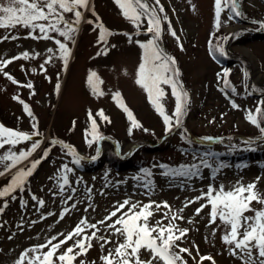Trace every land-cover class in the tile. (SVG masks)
<instances>
[{
  "label": "rangeland",
  "instance_id": "obj_1",
  "mask_svg": "<svg viewBox=\"0 0 264 264\" xmlns=\"http://www.w3.org/2000/svg\"><path fill=\"white\" fill-rule=\"evenodd\" d=\"M146 2L157 8L161 18L167 15L171 29L180 38L177 41L171 35L168 21L161 19L159 43L175 58L174 67L179 69V76L175 78L188 92L182 124L171 132H166L163 118L150 103L148 93L136 83L144 52L136 41L144 43L152 37V33L146 31L147 17H142L141 26L137 28L122 15L115 0H90L94 11L82 10L84 17L75 34V43L55 32L49 33L54 39L33 38L29 35L30 29L21 25L0 28V60L20 57L0 71V116L12 129L30 135L39 133L32 135L29 141L0 148V156H3L9 149L19 153L39 142L31 156L0 176V189L11 183L19 169L27 170L32 161L40 160L22 189L0 197V208L4 209L0 212V264H15L26 249L45 244L53 236L57 237L53 243L58 242L64 238L61 233L72 232L82 219L97 224L99 229L85 228V235L96 231L97 236L108 237L111 243L101 249L104 241L93 238V247L78 257L76 264L80 260L86 264H104L100 257L123 239L107 228L121 213L103 225L98 222L105 220L115 206L125 200L141 204L166 201L170 209L161 207L157 211L154 205L155 214L150 223L162 220L166 225L169 220L163 218L164 213L169 219L178 213L183 219L172 222L189 229L178 243L192 249V256L197 260L201 255H211L216 264H242L238 257L230 255L231 246L221 239L224 225L219 218L209 224L211 206L197 214L196 209L207 201L196 200V197L207 192L209 185L218 188L223 184L229 188L238 181L245 185L256 181L257 189L264 193V140L257 139L261 136L259 128L246 119L247 112H255L264 100V27L260 23L264 22V0H239L243 15L232 19L229 8L224 7L219 27L216 26L215 0H160L163 12L159 11L155 0ZM65 15L70 21L74 20V14ZM100 23L113 33L105 41L99 40L97 25ZM41 35L38 29L34 33L36 37ZM6 36L8 39H4ZM12 36L17 38L12 39ZM55 39L66 41L72 49L67 68ZM221 47L223 53L219 51ZM239 47L253 55L258 78L253 75L252 62ZM50 48L52 53L48 52ZM24 52L29 53V58L21 55ZM224 69H230L227 76ZM5 72L19 83H13ZM90 72L97 73L98 80L103 81L97 87L104 95L93 93L88 84ZM28 83L33 87H24ZM161 87L166 93L161 102L171 115L176 104L171 85L161 84ZM115 92L122 94L124 103L148 132L137 128L129 135L130 121L113 99ZM16 96L30 106L33 116L14 99ZM233 102L239 107H233ZM101 109L111 122L97 115ZM89 111L97 120L98 131L105 137L91 146L86 142V130L91 127ZM50 137L63 143L53 144ZM204 137L218 139L208 141ZM249 139L254 142L246 143ZM216 140L218 142L211 146ZM65 144L73 146L83 157L79 164L75 163L76 157L72 159ZM212 148L223 152V162L214 159L215 154L209 151ZM47 149L50 151L44 157ZM232 155L236 159L231 161L229 156ZM202 160L211 167H205ZM9 163L11 161L0 162V171ZM192 164L199 165L198 171L192 170L196 174H179L185 170L181 166ZM64 165L71 171L64 169ZM65 175L67 184H64ZM253 207L260 205L253 202ZM181 209L183 211H179ZM123 211H127V207ZM72 243L68 241L61 251ZM148 255L142 251L141 258L147 259ZM183 255L188 264H195L191 257Z\"/></svg>",
  "mask_w": 264,
  "mask_h": 264
},
{
  "label": "snow or ice",
  "instance_id": "obj_2",
  "mask_svg": "<svg viewBox=\"0 0 264 264\" xmlns=\"http://www.w3.org/2000/svg\"><path fill=\"white\" fill-rule=\"evenodd\" d=\"M115 3L120 7L122 15L129 19L137 28L141 26L142 17H147L146 31L152 33V37L144 43L136 41L144 50L136 73V83L148 93L150 103H152L157 113L163 118L166 132H171L174 127H179L182 124V117L187 110L188 92L183 88L181 82L175 78L179 76V69L174 67L175 58L168 55L159 43L162 33L161 19L168 21L171 35L177 41L180 38L171 29V22L168 20L167 15L161 18L158 15L157 8L154 5H149L146 0H115ZM155 5L159 6L160 12L164 11L160 0H155ZM224 7L229 8L231 13L230 19L243 15L242 11L239 10V0H215L217 27L220 25V16ZM192 8L195 11V5H192ZM82 10L94 11V7L90 8V0H0V28L8 29L21 25L30 29L29 35H32L33 38L54 39L49 33L55 32L60 37L66 38V41L75 43V34L78 33L79 25L84 17ZM66 13L74 14V20L70 21L67 19ZM88 23L93 22L88 21ZM260 23L264 27V22ZM97 27L100 29V41H105L107 36L113 34L102 23L98 24ZM37 29L42 34L39 37L34 36ZM11 38L16 39L17 37L12 36ZM4 39H8V37L6 36ZM66 41L55 39V43L59 46L60 57L63 60L65 68H67L72 53V49ZM180 47L183 48V45L181 44ZM219 51L223 53L224 49L221 47ZM48 52L52 53L53 50L50 48ZM21 55L25 59L29 58L28 52H24ZM17 59H20V57L15 56L8 60H0V71L6 65L12 63L13 60ZM51 59L52 57L49 56L48 60L50 61ZM169 72L172 75H166ZM229 72L230 69H224L225 76ZM4 74L13 80V83H19L7 72ZM98 83H103V81L98 80L97 73L90 72L88 84L92 87L94 94L102 96L104 92L97 87ZM161 84L171 85L172 95L176 99L175 109L171 115L166 112L165 105L161 102L162 98L166 95ZM225 84H228L227 80H225ZM24 87L32 88L33 85L28 83ZM56 87L59 90V83ZM14 99L19 100L30 117L33 116L28 104L21 100L19 96L14 97ZM113 99L127 114V118L130 121L129 135L132 134L133 129L137 128H142L145 132L149 131L147 128H143L132 110L124 103L120 92H115ZM233 107H239V105L233 102ZM97 115L103 120L111 122L102 109ZM89 119L91 127L89 130H86V142L91 146L94 142L105 139V137L98 131L97 120L93 117L91 111H89ZM246 119L259 128L261 136L257 139L264 140V100L260 101L255 112L252 110L247 112ZM32 127L35 128L36 124H33ZM38 134L33 133L32 135ZM32 135L18 129L7 128L0 123V148H4L5 145L14 146L21 141L31 140ZM89 135L91 139L87 138ZM203 139L211 141L214 138L204 137ZM253 142L251 139L246 141L248 144ZM52 143L63 142L54 140ZM38 147L39 142H34L31 145V149L27 151L16 153L9 149L7 153L0 156V162L11 161V163L4 165V171H0V176L5 175V172L9 169L31 156L32 152L36 151ZM64 147L69 149L76 157L75 163L79 164L83 157H80L75 152L73 146L65 144ZM49 151L50 149L44 151V157H47ZM97 152L99 153V149H97ZM95 158L93 157L92 159ZM39 163L40 160H34L31 163V167L27 170L23 168L19 169L13 175L11 183L0 189V197L8 196L18 188L22 189L25 179L32 175ZM201 163L205 167H211L206 160H202ZM63 167L71 171L68 165H64ZM181 168L185 170L181 171L180 175H194L196 173L192 170L198 171L199 165L192 164L190 166H181ZM67 183L68 179L65 175L64 184ZM145 186L147 187V185ZM33 199H36V197L34 196ZM201 199H206L207 202L201 204L200 208L196 209L197 214L203 208L211 206L209 224H214L217 218H219L220 222L224 225V235L221 239L226 245L231 246L229 249L230 255L238 257L242 261V264H264V193L257 189V182L253 181L245 185L238 181L229 188H226L223 184L218 188L209 185L207 192H202L201 196L196 197V200ZM253 202L259 204L260 207H253ZM40 203L43 204V201L41 200ZM154 205L157 211L161 207L170 209V205L166 201L162 204H157L155 201L141 204L140 202L125 200L123 203L115 206V210L105 217V220L98 222L103 225L105 221L112 220L113 217H117V213H121L116 220L107 224V228L112 229L114 234H119L123 239L116 244L114 249H110L107 254L100 257L104 264H188V260L183 254L191 257L195 264H202L203 261H210L211 264H216L211 255H201L197 260L196 257L192 256V249L180 246L178 242L182 241L189 232V229L180 228L172 222L176 219H183L178 213L174 214L170 219L168 214L164 213L163 218L169 220L166 225L162 220H157L154 224L150 223V218L155 214L152 210ZM126 207L127 211L122 212ZM3 210V208H0V212ZM66 211L68 210L65 209ZM179 211H183V209ZM249 212L253 214L247 215L246 213ZM51 214L49 213V215ZM61 218H63V213L61 214ZM116 225H120V227H116ZM85 228L97 229V224H90L87 219H82L72 232H69L67 235L61 233L60 235L64 238L58 240V242L53 243V241H57V237L53 236L45 244L26 249L20 254L15 264H26V262L27 264H76L77 258L85 255L93 247L91 243L93 238L104 241L100 245L101 249L104 248L105 244L111 243L108 237L103 235L97 236L96 231H93L90 235H85ZM213 235H215V230L213 231ZM74 237L80 238L73 240ZM68 241H73V243L61 251L62 246L66 245ZM45 248L48 250L42 251ZM142 251L149 254L147 259L141 258ZM198 252L199 250L197 249ZM29 253H34V255H29ZM79 264H86V262L80 260Z\"/></svg>",
  "mask_w": 264,
  "mask_h": 264
},
{
  "label": "bare ground",
  "instance_id": "obj_3",
  "mask_svg": "<svg viewBox=\"0 0 264 264\" xmlns=\"http://www.w3.org/2000/svg\"><path fill=\"white\" fill-rule=\"evenodd\" d=\"M239 49H241L242 53H244L250 59V61L252 62V65H253V75L258 78L259 72L257 70V64L255 63V60L253 58V55H251V53L248 50H246L245 48L239 47Z\"/></svg>",
  "mask_w": 264,
  "mask_h": 264
},
{
  "label": "trees",
  "instance_id": "obj_4",
  "mask_svg": "<svg viewBox=\"0 0 264 264\" xmlns=\"http://www.w3.org/2000/svg\"><path fill=\"white\" fill-rule=\"evenodd\" d=\"M209 150H212V149H209ZM235 151V150H234ZM208 153V152H207ZM234 154H236V156L238 155L237 153H235L234 152ZM233 156V158L234 157H236V156H234V155H232ZM232 156H229V159H232ZM215 157V159H218V158H222V159H224V156H223V152L221 151V153L220 154H218V155H216V156H214ZM225 160V159H224ZM148 161V160H147ZM146 162V161H145Z\"/></svg>",
  "mask_w": 264,
  "mask_h": 264
}]
</instances>
